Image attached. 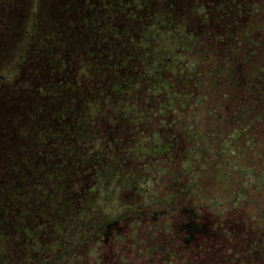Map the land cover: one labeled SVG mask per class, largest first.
<instances>
[{
    "label": "trees",
    "instance_id": "obj_1",
    "mask_svg": "<svg viewBox=\"0 0 264 264\" xmlns=\"http://www.w3.org/2000/svg\"><path fill=\"white\" fill-rule=\"evenodd\" d=\"M59 3L48 22L41 19L42 33L27 19L26 3L21 8L0 0V69L11 65L19 76L28 72L21 87L9 92L5 84L0 87V104L7 102L13 116L1 124L0 220L17 215L13 193L21 195L26 187L15 175L37 168L31 157L36 150L45 153L55 124L71 143L86 139L87 132L104 145L107 158H122L126 172L151 180L146 207L137 186L123 191L129 204L143 207L102 228L98 259L88 264L128 261L124 252L134 254L145 219L149 229L159 230L151 238L157 254L151 264H200L205 251L219 254L208 264H228L221 262L224 252L225 261L236 264H247L243 255L251 264L264 259V185L252 190L246 180L250 170L264 173V0ZM156 12L184 30L177 50L183 60L160 78L146 73L131 43ZM5 80L1 73L0 83ZM52 93L63 98L65 110L53 107ZM54 147L48 148L47 165L60 160ZM105 159L96 158L76 174L73 185L89 188ZM179 192L191 202L161 204ZM252 200L255 207L244 206ZM235 204L241 206L236 210ZM229 214L232 231L222 227ZM91 243L82 242L75 251L80 254L81 246L88 250Z\"/></svg>",
    "mask_w": 264,
    "mask_h": 264
},
{
    "label": "rangeland",
    "instance_id": "obj_2",
    "mask_svg": "<svg viewBox=\"0 0 264 264\" xmlns=\"http://www.w3.org/2000/svg\"><path fill=\"white\" fill-rule=\"evenodd\" d=\"M7 1L11 5L21 8H23L22 4L26 3L23 10L27 13V19L30 20L29 22L35 23L42 33L45 32V29L40 24L41 19L44 18L48 22L47 18L50 17L52 11L61 6L60 0ZM120 1L122 0H118V2ZM129 1L136 4L140 1L156 2L158 5H163L164 2V0ZM106 12L107 10L104 11V13ZM99 13V9L96 8L97 18ZM183 34L184 30L179 26L172 27L169 16L161 14V12L153 13L150 15L149 21L142 24L141 38L138 41L136 38H131V43L135 44L136 51L139 52L140 59L144 62L146 73L149 76L160 78L166 70H173L175 66L180 65L183 58L177 50L180 46V37ZM7 67V69H0V74L2 73L6 77V80L2 84L0 83V87L5 84L4 91L9 92L11 89L22 86L28 72L19 76L18 67L11 65ZM52 97L54 108L56 107L58 110L60 105L62 106L61 111L66 109V106L61 103L63 98L56 93H52ZM6 104L5 101L0 104V135L1 124L3 125L4 120L7 119L8 123L13 120L9 111L12 109L4 107ZM9 106H14V110H16L14 103ZM14 115L15 117L20 116L19 112H14ZM51 129L55 135L53 134L52 139L48 138L44 145L47 147L45 153L36 155L38 151L36 150L31 157V159L36 158L37 168L27 170V173L20 172L18 174L17 172L18 175H15L16 178L23 181L21 183L26 188L21 195L13 193L14 206L18 207L14 219L0 220V264H88V260L95 262L99 255L98 243L99 240H102V228L127 212L136 214L143 207L141 205L145 207L148 205L149 198H151L149 194V191L152 190L150 178H144L132 171L126 172L125 161L113 155L107 158L108 152L104 145L99 146L87 132H85L86 139L71 143L66 132L61 131L55 124L51 126ZM25 143H29V141L22 140L21 144L25 145ZM14 145L16 150L21 147L18 146L19 142ZM50 146H55L58 154H61L60 160L56 164L47 165L46 162L52 154L48 149ZM89 146L91 148H88ZM103 157L106 159L104 163L95 168L90 178L91 182L88 184L89 188L81 189L76 184L73 185L76 174L81 173L89 164H94L96 158H99V163H101ZM255 160H258V164L261 165L259 159ZM181 180L180 183L178 182L179 185L184 184L183 179ZM246 180L249 183L248 186L253 188L252 190L259 189L264 185V173L260 175L250 170L246 173ZM12 183H16L15 180ZM134 186L138 188L142 200L141 205H131L122 196L123 191H130ZM173 186L174 183L168 185L167 192L170 194L174 192ZM161 194L163 197L164 193ZM178 194V197L168 199V203L161 202V204L171 206L172 203H175L173 200L182 204L191 202L186 195L183 197L184 193L179 192ZM180 198L183 199L180 200ZM252 202L253 205L245 204L244 206L255 207L257 202L255 200ZM233 206L237 210L241 205ZM253 210L259 212L256 209ZM226 216H228L226 217L228 220L225 219L227 222H224L222 227L232 231L235 226L227 225L233 219L232 214ZM148 220L145 219L139 229L143 231L139 234L142 241L133 252L134 254L125 249L124 259L129 260L116 261L114 264H151L152 261L154 262L153 256L157 254L156 247L153 246L155 240L151 238L159 230L149 229L151 227L146 225ZM46 222H49V226L46 225ZM260 224L264 227V214L261 216ZM94 233H97L96 238H94ZM239 237L242 235L239 234ZM91 241L94 243L90 244L88 250L87 245H83L78 250L80 254H77L75 250L79 248L80 243ZM234 246L237 247V245ZM151 247L155 249L152 250ZM237 252L239 253V251H233V253ZM79 255L84 256L85 259L81 261ZM220 256L221 262L224 260V263L236 264L229 258L225 261L227 256L225 252ZM243 256L239 257L245 259L249 264L251 259ZM216 257H219V254L205 251L200 255V264H208V261ZM255 262L264 264V259L258 257Z\"/></svg>",
    "mask_w": 264,
    "mask_h": 264
}]
</instances>
